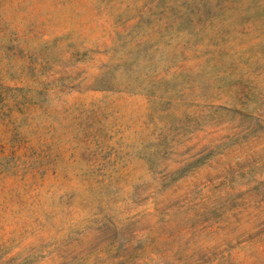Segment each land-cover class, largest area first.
I'll return each mask as SVG.
<instances>
[{
    "label": "rangeland",
    "instance_id": "374dc122",
    "mask_svg": "<svg viewBox=\"0 0 264 264\" xmlns=\"http://www.w3.org/2000/svg\"><path fill=\"white\" fill-rule=\"evenodd\" d=\"M0 264H264V0H0Z\"/></svg>",
    "mask_w": 264,
    "mask_h": 264
}]
</instances>
